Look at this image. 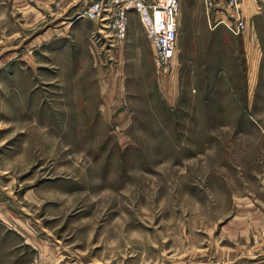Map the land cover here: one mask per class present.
I'll use <instances>...</instances> for the list:
<instances>
[{"label": "rangeland", "instance_id": "374dc122", "mask_svg": "<svg viewBox=\"0 0 264 264\" xmlns=\"http://www.w3.org/2000/svg\"><path fill=\"white\" fill-rule=\"evenodd\" d=\"M93 1L0 0V264L264 263V6L233 36L180 0L155 74Z\"/></svg>", "mask_w": 264, "mask_h": 264}, {"label": "built area", "instance_id": "2783aa9c", "mask_svg": "<svg viewBox=\"0 0 264 264\" xmlns=\"http://www.w3.org/2000/svg\"><path fill=\"white\" fill-rule=\"evenodd\" d=\"M251 1L264 6V0ZM202 3L209 30L222 25L231 35H242L246 17L240 0H202ZM130 11L136 15L152 50L151 64L155 74L162 73L177 51L180 0H94L82 11V17L103 22L113 41H122Z\"/></svg>", "mask_w": 264, "mask_h": 264}, {"label": "crops", "instance_id": "0c3cea01", "mask_svg": "<svg viewBox=\"0 0 264 264\" xmlns=\"http://www.w3.org/2000/svg\"><path fill=\"white\" fill-rule=\"evenodd\" d=\"M249 1L248 0H241V9L245 15V17L247 18L248 22H249V17H250V11H252V6L249 5ZM251 7V8H250ZM180 30V28H179ZM245 34V33H244ZM244 34L242 36H244ZM110 35V34H109ZM147 42V41H146ZM147 48L150 50V48L148 47V45L146 44ZM264 264V263H262Z\"/></svg>", "mask_w": 264, "mask_h": 264}, {"label": "bare ground", "instance_id": "6f19581e", "mask_svg": "<svg viewBox=\"0 0 264 264\" xmlns=\"http://www.w3.org/2000/svg\"><path fill=\"white\" fill-rule=\"evenodd\" d=\"M249 1V0H248ZM240 8H241V0H240ZM242 10V9H241ZM243 12V11H242ZM247 27H248V20H247V18H246V21H245V29H244V31H243V33H242V35L245 33V31L247 30Z\"/></svg>", "mask_w": 264, "mask_h": 264}]
</instances>
